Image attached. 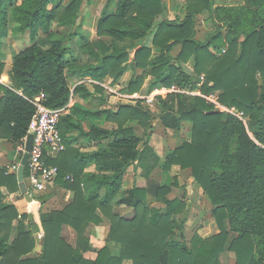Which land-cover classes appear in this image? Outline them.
Returning <instances> with one entry per match:
<instances>
[{
	"label": "trees",
	"instance_id": "16d2710c",
	"mask_svg": "<svg viewBox=\"0 0 264 264\" xmlns=\"http://www.w3.org/2000/svg\"><path fill=\"white\" fill-rule=\"evenodd\" d=\"M89 1L0 0V77L6 66L1 41L9 14L17 31L30 30L33 41L13 54L6 74L9 82L0 79V139L16 146L23 143L37 109L33 103L37 96H42L50 108L66 106L70 81L76 73L88 72L97 80L109 75L115 83L124 73V63L132 59L134 76L126 87L131 93L142 88L148 75L154 76L149 92L172 84L197 88L204 75L201 92L216 94L222 104L244 111L246 122L216 110L201 95L170 93L159 96L156 106L166 128L180 130L184 121L191 123V137L167 155L163 169L191 168L195 182L213 204L219 232L207 237L196 232L187 242L185 222L180 219L187 204L183 198H169V186L156 183L151 190L134 186L121 192L130 165L143 162L148 177L160 160L147 140L145 150L140 148L143 138L126 126L128 120L138 119L148 128L153 115L148 108L131 104H122L117 111L75 107L73 112L105 114L118 126L106 129L92 124L85 130L71 114L61 117L59 128L66 147L47 162L59 167L55 183L74 195L67 205L41 212L45 234L39 255H29L36 245L38 225L26 223L28 214L7 202L1 190L6 186L19 191L17 174L0 168V264H122L126 259L131 264H221L225 251L235 254L237 264H264V0H245L236 6L218 5L215 0H187L184 17L174 19L166 17L164 0H116L115 6L114 0H107L97 23L98 38L88 42L78 21L83 4ZM204 11L218 24L206 40L196 35L197 15ZM54 20L63 26L76 25L75 30L71 35L53 34ZM222 26L227 29L225 34ZM40 28L51 35L50 47L36 39ZM147 38L150 44L144 41ZM79 44L86 54L98 57L96 66L79 68L71 62L78 57L72 47ZM177 45L180 51L173 56ZM224 45L227 48L222 51ZM154 46L159 49L157 54L153 53ZM191 60L195 74L184 69ZM85 90L83 85L74 89L87 96ZM74 129L80 134H71ZM81 136L112 140L82 153L70 147ZM71 152L80 161H72ZM89 160H95L100 173L89 177L95 184L92 189L87 188L84 178ZM151 196L164 206L151 205ZM116 204L133 207L134 215L114 211ZM105 218L110 221L107 242L118 243L119 253L114 254L105 244L94 258H86L84 253L95 250L86 228L103 223ZM65 225L77 231L75 245L63 237Z\"/></svg>",
	"mask_w": 264,
	"mask_h": 264
},
{
	"label": "crops",
	"instance_id": "0c3cea01",
	"mask_svg": "<svg viewBox=\"0 0 264 264\" xmlns=\"http://www.w3.org/2000/svg\"><path fill=\"white\" fill-rule=\"evenodd\" d=\"M174 2V0H170V4H169V8L171 9V5ZM169 9V12L171 11ZM100 17V15H99ZM98 19L95 22V26L94 29L92 30L91 34H87L86 31H84V33L86 35H88V42H91L93 40H95L96 38H98L97 35V23H98ZM76 39H78V37H76ZM75 39V42H77V40ZM147 43V42H146ZM151 43V42H150ZM148 43V44H150ZM177 52L173 53L172 51V55L176 56L178 54V52L180 51V46L177 45ZM74 51V55L78 56L77 60H74L71 58V62H75L76 66L83 67L87 64H89L90 66H96L99 63V59L98 57H95L91 54H86L85 51H83L81 44L79 45H75ZM100 52V51H99ZM155 50L153 49V53L155 54ZM159 52V50L156 52V54ZM70 56V54H69ZM189 63H185L184 64V69L188 72V73H192V71L194 70V62L193 65H188ZM124 73L123 75L120 77V79L117 82H112V77L111 76H106L103 80H97L94 79L90 76V74L87 72L85 74H81V73H76L73 75V77L71 78L70 81V86H71V95H70V100L69 103L66 105V111L64 112L63 116L66 114H71L73 117V121L76 122L80 128L88 130L90 125H97L100 126L102 128H106V129H112L118 126V123L111 121L108 119V117L103 114V115H93V114H85V113H81L79 111L77 112H73V108L78 107V108H82V109H88V110H113V111H117L120 106L122 104H131L134 106H138V105H142L143 107H145L146 105L149 106L148 104L144 103L143 99L139 98V96L141 94H146V92L144 91V87L136 92H128L126 90V87L128 86L130 80L132 79V77L134 76V69H133V60L130 59L128 62L124 63ZM8 76V75H6ZM6 76H4L6 78ZM7 82H9V80H7ZM5 82V83H7ZM78 85H83L86 88V92L88 91V95L84 96L79 92L74 91V89L76 88V86ZM156 88V87H155ZM85 92V93H86ZM150 108H157L156 103L155 106H149ZM146 108V107H145ZM153 112V111H151ZM158 112L156 113L157 115V122L161 123V126L163 127V129H167V130H172L177 143L174 146H170V139H164V143L163 141L159 140L158 136H157V131L154 130V126L156 125L157 122L154 123L155 120V116L154 114L152 115V118L149 120L150 124L148 123V125H150L148 128L145 127L144 125H142L140 123V121L138 119H131L128 120L126 123V126H131L133 127V129L135 130V133L140 136L142 139V141L140 142L139 146L140 148L144 149V142L145 140L148 141V146L151 148L150 150L154 153H156L160 160L158 165L153 169V171L151 172V174L147 177L144 174V168H143V162H139L136 161L134 164L130 165V167L128 168L127 172L125 173L123 180H122V184H121V192L131 189L134 186H139V187H146V188H150V190L153 188V185L156 183H159L161 185H166L171 187V192L168 194L169 198H174V197H180L183 198L185 200V202H189L191 203V198H192V193L191 192V188L189 189V185L195 182L193 173L191 168H184L181 169L179 166H173L172 169L170 170H164L163 169V163L167 157V155L178 145H180L183 141L187 140V137H181L179 135V133L182 131V127L184 125L185 122L190 123L189 121H184L183 125L181 127L180 130L177 129H170V128H166L162 122L159 119L158 116ZM191 123H190V132H189V136L191 137ZM71 134H75V135H79L80 134V130L79 129H74L73 131H71ZM112 140V137L109 138H90V137H79V139L77 141H73L72 145L70 146L71 148H77L79 149L82 153H87V152H91L94 150H97L101 147L106 146L110 141ZM66 145V144H65ZM12 147V144H10V142L7 141H0V165H4V164H10L13 165L15 164L18 160H19V156H20V152L18 151V154L14 152L13 154V158L10 159L8 158V155L10 154V149ZM18 149V146H17ZM145 150V149H144ZM70 156V155H69ZM76 154L71 152V160L72 161H80V159L75 158ZM10 162V163H9ZM97 175L99 176L100 173L97 169V165L95 160H89L88 163L85 165V169H84V178L86 179V186L89 189H92L95 184L91 181H89V177L91 175ZM175 177L177 178V182L176 184L174 183L175 181ZM184 184L186 185V189L187 190V195L185 193L184 190H182V186ZM195 186L197 187V191L198 193H201V195L203 196V200L205 202L206 205H204V207H202V210L200 208H198L199 214H201V217H213V221L216 222L215 217L213 215V204L209 198V196L203 191V189L195 182ZM182 191V193L184 192L183 195H179L178 191ZM56 192V193H62V195H55V196H49L51 193ZM88 192V189H87ZM73 195L74 192L66 189L64 187H59L56 183L54 186L50 187L49 190L39 194V196H44L45 198V206L46 207H50L51 205H53V203H55L56 199L61 201L62 206L67 205V203L70 202L71 199H73ZM152 198V196H151ZM149 203L151 205L154 206H158V207H163L164 205L161 202L155 201L154 198L150 199ZM32 208H36V203L33 201L31 203ZM59 207V208H61ZM189 206H186V210L185 212L182 214V220H184L187 218V209ZM51 210L52 208H46ZM55 209V208H53ZM114 211L119 212L121 215L124 216H128V217H132L135 213V210L133 207L128 206L126 204H116L114 205ZM131 211L132 214H131ZM109 221V220H108ZM186 222L184 223V229H183V235H184V231L186 230L185 227H187V225H185ZM217 224V222H216ZM91 225V224H90ZM94 226H96L95 224H92ZM108 226L110 225V221L107 224ZM98 226V225H97ZM216 226V225H215ZM193 234H195L196 232L199 233L201 236L206 237L207 235H213V234H203L201 231L203 228L202 226V222L198 220V218H196L195 222H193ZM219 232V230H215V233ZM192 234V236H193ZM86 235L90 236L91 241H92V246L94 247V249H96V251H92L93 253H95L96 256V252L98 249H100L101 247H103L105 244L102 241H96L98 243L94 244V239L92 237V235L90 233H88V231L86 230ZM192 236L189 238V241L192 239ZM184 239L186 240L185 236ZM108 246L110 247V249L112 251H118L119 250V245L118 243L114 242V241H110L107 243ZM94 256V257H95ZM93 257V258H94ZM125 262V261H124Z\"/></svg>",
	"mask_w": 264,
	"mask_h": 264
},
{
	"label": "rangeland",
	"instance_id": "374dc122",
	"mask_svg": "<svg viewBox=\"0 0 264 264\" xmlns=\"http://www.w3.org/2000/svg\"><path fill=\"white\" fill-rule=\"evenodd\" d=\"M20 1V0H18ZM70 0H64L65 3L69 2ZM165 4L167 5V16L169 19H174L176 17H184L186 10H187V4L186 1L187 0H174V2L171 5V9L168 7L170 4V0H164ZM107 0H90L87 3L83 4V12H82V17L79 19L78 23H80L82 25V29L84 31L87 32V34H91L92 30L94 29L95 26V22L98 19L99 15L101 14V11L104 7V5L106 4ZM215 2L218 5H227V6H236V5H240V4H244L245 0H215ZM116 0H114L112 2V6H115ZM169 9L171 10L169 12ZM158 18H163V16H160ZM198 18V24L196 26V35L197 37L201 38L202 40H206L208 39V37H210V35L212 33H214L217 30L218 24L216 20H213L208 11H204L200 14L197 15ZM224 25V24H223ZM75 26L76 25H72V26H63L57 23V21H53L51 22V30L54 32L53 34H58V35H71L72 32L75 30ZM6 28H7V32L6 34L2 37V41H1V48L3 51V56L2 59L6 62V66H5V70H4V74L0 77V79H3L5 82H7V80H9V76H6L7 72L9 71V69L11 68V62H12V56L15 52L20 51L21 49L29 46L30 44H32V39L30 36V30H27L25 32H18L15 24L12 22V16L11 14H9L8 16V20H7V24H6ZM223 28V34L226 33V27L222 26ZM57 32V33H55ZM37 40H44L46 42V47H50V41H51V35H49L48 33L44 32V30L42 28L39 29L37 37ZM147 43L151 42L150 38H147L146 40H144ZM177 46H175L173 48V53L177 52ZM226 46L224 45L222 48V51L226 50ZM152 49H154L156 52L159 50L157 49L155 46L152 47ZM155 52V54H156ZM193 60L187 62L189 63L188 65H193ZM193 74H195V70L192 71ZM6 76V78L4 77ZM194 77V75H193ZM154 81V76L152 75H148L144 81V84L142 86V88L144 87V91L143 92H148V89L150 88V85L152 84V82ZM8 83V82H7ZM141 88V89H142ZM146 108H148L150 111H153L152 113L155 116V120L154 123L157 122L156 118L157 115L156 113L157 108H150L149 106H145ZM239 110V109H238ZM239 112H241L245 118V122H246V115L244 113V111L239 110ZM154 130L157 131V136L159 138V140L163 141L164 143V139L166 140L167 138L170 139V146H174L177 143L176 137L173 133L172 130H167V129H163V127L161 126L160 122H157L156 125L153 127ZM189 132H190V123L185 122L183 127H182V131L179 133L178 137H187L188 139L190 138L189 136ZM0 141H7L10 142V144H12V147L10 149V154L8 155V158L12 159L13 158V154L14 152L18 154V149L17 146L14 145L13 142H11L10 140L7 139H0ZM20 159V156H19ZM10 163V162H9ZM17 163V162H16ZM12 165L10 164H4V165H0V168H4L6 169V172L8 173H16L15 171H9V168ZM17 174V173H16ZM19 183V181H18ZM186 185L184 184L182 186V190L185 191L186 195H187V190L186 189ZM20 187V186H19ZM197 187L195 186V182L189 185V189L191 190V192H193L192 198H191V203L187 202L186 204L189 206L187 209V218L185 219V222L187 225V227H185V231H184V236L186 238V241L189 242V238L192 236L193 234V222H195L196 218H198L199 221L202 222V226L204 229H202V233L207 235V234H215V230H219L218 225L216 224V222L213 221V217L210 216H205V217H201V214H199L198 208H200L202 210V207H204L205 202L202 199L203 196L201 195V193H198L197 191ZM2 192L6 195L5 200L7 202H10L12 204H14L17 208L18 211L20 213H27L28 217L25 218V222L30 224V225H34L35 223L38 225L39 229L35 232L34 236H35V240H36V245L35 248L33 249V251L31 253H29L30 256H36L41 254L42 250H43V238H44V225L42 222V229L40 228L39 224L36 221V217H35V212L34 209L31 206V203L27 202V200L25 199L24 194L21 193V190L19 191H10L9 189H7L6 186H2L1 187ZM179 195H183L184 192L182 193V191H178ZM62 195V193H56L53 192L51 193L49 196H55V195ZM38 197V199H36ZM36 198H34V202L36 203L37 207H38V212L41 216V212L42 211H46L49 209L46 208H59L62 206L61 201L57 200L55 201V203H53V205H51L50 207H46L44 202H45V198L44 196H37ZM202 206V207H199ZM133 211H131L132 214ZM23 218V217H22ZM20 219V217L16 218L14 221V224H17L18 220ZM180 219L182 220V215L180 217ZM109 223L108 219H104L103 223L101 224H95L94 225H89L86 230L88 231V233H90L94 239V244L98 243L96 241H102L104 244H107V236H108V229L109 226L107 225ZM98 225V226H97ZM216 225V226H215ZM179 232V231H177ZM63 237L72 245H75L76 243V239H77V231L72 228L69 225H65L63 230ZM41 234V235H40ZM178 237H180V235H177ZM194 236V234H193ZM192 236V237H193ZM208 236V235H207ZM206 236V237H207ZM96 251V249H95ZM114 254H118V251H112ZM97 254V252H96ZM84 256L86 258H93L95 256V253H93L92 251H88L86 253H84ZM221 258V264H237L236 262V258H235V254L231 251H225L221 254L220 256ZM132 261L130 259H126L125 262H123L122 264H131Z\"/></svg>",
	"mask_w": 264,
	"mask_h": 264
},
{
	"label": "built area",
	"instance_id": "2783aa9c",
	"mask_svg": "<svg viewBox=\"0 0 264 264\" xmlns=\"http://www.w3.org/2000/svg\"><path fill=\"white\" fill-rule=\"evenodd\" d=\"M1 81L5 82L3 79ZM203 81L204 75H201L197 88L172 84L170 86L156 87L146 94H141L139 98L143 99L144 103L149 106H155L159 96H166L170 93L201 95L213 103L216 110L227 111L245 121L243 114L237 108L222 104L216 94L206 95L202 93L199 86H201ZM33 103L37 109L28 128V134L32 133L34 137L25 165V182L28 191L34 197L54 186L59 176V167L56 164L48 163L47 159H55L65 150L66 145L59 128V122L66 111V106L50 108L43 102L42 96H37ZM27 135L24 137L23 143L18 145V151L21 156L26 150ZM20 160L13 164L9 171L17 173ZM67 177L69 178L70 176Z\"/></svg>",
	"mask_w": 264,
	"mask_h": 264
},
{
	"label": "water",
	"instance_id": "95a60500",
	"mask_svg": "<svg viewBox=\"0 0 264 264\" xmlns=\"http://www.w3.org/2000/svg\"><path fill=\"white\" fill-rule=\"evenodd\" d=\"M33 134L29 133L27 135V139H26V150L23 153L21 160H20V164L17 170V178L19 181V186H20V190L21 193L24 194L25 199L27 200V202L32 203L34 201V197L31 195V193L28 191L26 182H25V165L29 156V151L31 150L32 144H33ZM34 212L35 217H36V221L39 224L40 228L42 229V219L41 216L38 212V207L36 205V208H34Z\"/></svg>",
	"mask_w": 264,
	"mask_h": 264
}]
</instances>
